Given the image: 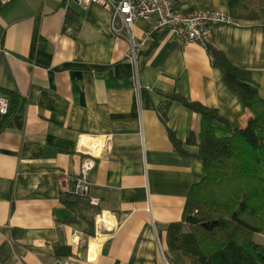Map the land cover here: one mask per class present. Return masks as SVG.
Here are the masks:
<instances>
[{
	"label": "crops",
	"instance_id": "crops-1",
	"mask_svg": "<svg viewBox=\"0 0 264 264\" xmlns=\"http://www.w3.org/2000/svg\"><path fill=\"white\" fill-rule=\"evenodd\" d=\"M173 7L227 12L225 0ZM154 23L138 19L134 41ZM207 43L247 70L264 99V21L217 24ZM129 49L99 4H0V89L12 104L0 117V264H189L167 249L165 234L204 176L198 147L187 142L200 117L177 100L164 119L159 107L177 94L215 109L221 138L250 114L206 45L158 29L137 47L136 74ZM88 155V198L99 210L92 235L62 203Z\"/></svg>",
	"mask_w": 264,
	"mask_h": 264
},
{
	"label": "trees",
	"instance_id": "trees-1",
	"mask_svg": "<svg viewBox=\"0 0 264 264\" xmlns=\"http://www.w3.org/2000/svg\"><path fill=\"white\" fill-rule=\"evenodd\" d=\"M225 3L235 22L264 21V0ZM206 50L250 115L244 127L221 138L216 136L213 122L223 117L215 109L177 94L159 107L162 119L173 100L199 115V131L190 133L187 142L197 145L204 171L188 191L182 219L166 228L165 243L170 252L181 253L189 264H264V246L253 239L255 233L264 235V99L247 70L231 64L208 43ZM169 135L176 145L171 131ZM62 203L86 219V231L92 235L99 210L88 196L66 193Z\"/></svg>",
	"mask_w": 264,
	"mask_h": 264
},
{
	"label": "built area",
	"instance_id": "built-area-1",
	"mask_svg": "<svg viewBox=\"0 0 264 264\" xmlns=\"http://www.w3.org/2000/svg\"><path fill=\"white\" fill-rule=\"evenodd\" d=\"M7 0H0L5 3ZM78 4L96 3L110 13L111 28L115 33L124 32L127 35L130 49L128 60L133 64L137 73V47L143 45L148 37L158 29L167 28L176 33L185 42H195L206 45L211 36L212 27L221 23H235L227 12L216 10H193L180 12L174 9L173 0H71ZM154 18V25L146 32L138 44L134 41L132 29L138 19ZM118 24L119 27L117 26ZM10 111V100L0 89V116H6ZM91 155V154H90ZM83 159L77 178L74 180L70 193L88 196V173L94 168L93 156ZM91 204L98 200L89 198ZM98 237L102 233L98 232Z\"/></svg>",
	"mask_w": 264,
	"mask_h": 264
},
{
	"label": "rangeland",
	"instance_id": "rangeland-1",
	"mask_svg": "<svg viewBox=\"0 0 264 264\" xmlns=\"http://www.w3.org/2000/svg\"><path fill=\"white\" fill-rule=\"evenodd\" d=\"M253 239L264 246V235L255 233L253 234Z\"/></svg>",
	"mask_w": 264,
	"mask_h": 264
},
{
	"label": "bare ground",
	"instance_id": "bare-ground-1",
	"mask_svg": "<svg viewBox=\"0 0 264 264\" xmlns=\"http://www.w3.org/2000/svg\"><path fill=\"white\" fill-rule=\"evenodd\" d=\"M104 217L107 218V214H105Z\"/></svg>",
	"mask_w": 264,
	"mask_h": 264
}]
</instances>
